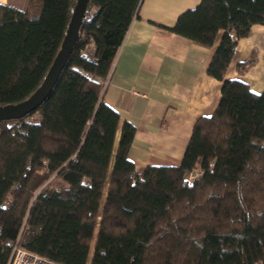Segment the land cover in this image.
Here are the masks:
<instances>
[{
	"label": "trees",
	"instance_id": "16d2710c",
	"mask_svg": "<svg viewBox=\"0 0 264 264\" xmlns=\"http://www.w3.org/2000/svg\"><path fill=\"white\" fill-rule=\"evenodd\" d=\"M141 2L88 0L47 97L23 118L0 120V264L18 238L64 264H264V91L226 77L238 40L264 24V0H201L165 26L208 46L222 31L208 67L222 96L197 117L180 164L142 168L129 157L136 124H121L103 99ZM76 3L0 1V106L42 84Z\"/></svg>",
	"mask_w": 264,
	"mask_h": 264
},
{
	"label": "crops",
	"instance_id": "0c3cea01",
	"mask_svg": "<svg viewBox=\"0 0 264 264\" xmlns=\"http://www.w3.org/2000/svg\"><path fill=\"white\" fill-rule=\"evenodd\" d=\"M0 1L25 8L29 0ZM200 1L142 0L114 59L103 99L120 111L121 124H136L129 157L141 168L180 164L197 117L214 113L221 99L223 81L208 67L222 31L208 46L165 27ZM249 58V67L239 71ZM226 77L264 91V24H253L238 40Z\"/></svg>",
	"mask_w": 264,
	"mask_h": 264
},
{
	"label": "water",
	"instance_id": "95a60500",
	"mask_svg": "<svg viewBox=\"0 0 264 264\" xmlns=\"http://www.w3.org/2000/svg\"><path fill=\"white\" fill-rule=\"evenodd\" d=\"M87 4L88 0H77L62 47L42 84L27 99L12 105L0 106V120L23 118L33 112L47 97L77 41L83 18L86 15Z\"/></svg>",
	"mask_w": 264,
	"mask_h": 264
},
{
	"label": "built area",
	"instance_id": "2783aa9c",
	"mask_svg": "<svg viewBox=\"0 0 264 264\" xmlns=\"http://www.w3.org/2000/svg\"><path fill=\"white\" fill-rule=\"evenodd\" d=\"M90 14H92V11H90ZM94 51L95 47L93 41L87 44L86 47L83 49V52L89 55L90 57L94 55ZM200 174L201 171L199 169L189 172V182L193 183L200 176ZM19 240L20 238H18L13 244L11 255L7 264H64L50 257L41 255L39 253L27 249L21 244Z\"/></svg>",
	"mask_w": 264,
	"mask_h": 264
}]
</instances>
